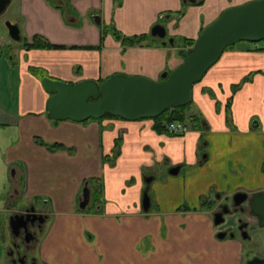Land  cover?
<instances>
[{"label":"crops","instance_id":"0c3cea01","mask_svg":"<svg viewBox=\"0 0 264 264\" xmlns=\"http://www.w3.org/2000/svg\"><path fill=\"white\" fill-rule=\"evenodd\" d=\"M252 1L10 0L6 18L21 40H0V217L34 207L45 218L35 264H243L245 243L219 239L211 217L237 193L264 192V41L223 52L193 87L187 115L200 126L178 136L158 133L152 119L52 121L42 78L160 81L190 49L178 42ZM156 25L165 39L151 36ZM112 26L148 41L125 46ZM36 37L63 48L26 49ZM7 255L1 264H18Z\"/></svg>","mask_w":264,"mask_h":264},{"label":"water","instance_id":"95a60500","mask_svg":"<svg viewBox=\"0 0 264 264\" xmlns=\"http://www.w3.org/2000/svg\"><path fill=\"white\" fill-rule=\"evenodd\" d=\"M193 1V0H191ZM10 0H0V15L4 13ZM97 25L101 24L99 15L91 18ZM9 36L20 41L17 25L5 23ZM155 39H165L166 30L156 25L151 30ZM264 41V0L224 10L219 17L207 26L191 50L182 53L183 63L171 73L165 71L160 81H152L141 76L115 74L102 84L88 80L70 84L48 77L42 78V85L50 95L47 101V116L52 121H72L83 123L88 120H99L105 115L134 122L155 119L168 109L189 105L193 99V87L199 83L207 71L217 63L223 52L239 42L257 44ZM173 45V39H168ZM178 167L169 172L176 175ZM152 178H147L149 184ZM81 208L89 203V190L83 192ZM247 200V194L237 193L232 201L236 206ZM150 199L147 191L143 194V206L147 210ZM249 206L264 227V192L256 193L249 200ZM221 213L215 214V225L223 222ZM38 221L43 224L45 218L35 212V208L25 214H16L9 219V229L13 236L24 234V241L29 243L34 236L28 231L29 225ZM226 235L220 233L219 239ZM248 264H264V259H254Z\"/></svg>","mask_w":264,"mask_h":264},{"label":"flooded vegetation","instance_id":"af4514ba","mask_svg":"<svg viewBox=\"0 0 264 264\" xmlns=\"http://www.w3.org/2000/svg\"><path fill=\"white\" fill-rule=\"evenodd\" d=\"M251 197H253V195L247 194V200L242 202L238 206H236L231 199V204H227V203L220 204L215 209V211L212 213V217H211L213 224L215 223L214 221H215V214L216 213H221V215L224 219L220 225L216 226L214 224L218 228L217 236L220 233H224L226 236H228L230 238H234V239L238 238L243 243H246L247 241L249 242L250 240H252L251 232L255 233V231H261L262 235L264 236V227H261L259 225V220L253 214V212L249 206V200L251 199ZM211 204L212 203H208L207 205L210 206ZM25 212L21 213V214H25ZM36 213L38 215H42L39 212H36ZM12 216H14V215H12ZM243 218H247V219H243ZM35 225H37V227L40 228V223L38 221H36L33 224H30L29 228H28V231L34 237H35V235H34V233L31 232V230L33 229V227ZM249 230H251V232ZM21 234L23 235V240H24V234L23 233H21ZM16 243L17 242L14 241L13 245H14V247L18 248L19 244L17 245ZM24 243H26V242L24 241ZM21 245H23V243ZM255 253L252 254L253 255L252 258H248L246 256L247 259L243 262V264H248L249 262H251L254 259H264V258L260 257V255L257 253V251ZM12 255H13V252L11 250H9L8 256H12ZM12 261L14 263H18V264H26V253L19 254L17 260L13 259ZM31 264H35V260L33 258L31 259Z\"/></svg>","mask_w":264,"mask_h":264},{"label":"rangeland","instance_id":"374dc122","mask_svg":"<svg viewBox=\"0 0 264 264\" xmlns=\"http://www.w3.org/2000/svg\"><path fill=\"white\" fill-rule=\"evenodd\" d=\"M57 2H58L57 4H59V5L62 4L61 0H57ZM61 6L65 8L64 5H61ZM5 13L6 12L4 11V13L0 15V40H4V41L9 42V43H14V40H12L11 37L9 36L7 27L5 26V23L8 21L6 18L7 15ZM91 18H92V16H91ZM178 45L180 46V49L185 47V45H183V43H181V42H178L176 47ZM187 114H188V111H187ZM227 204H231V200L227 201ZM22 205H20V208L24 207V204H22ZM20 211H22V210H19V212ZM17 214H19V213H17ZM243 219H247V218H243ZM8 221H9V219H7L6 217L4 219H3V216L0 217V258L2 259V260L0 259V264L3 261L4 255H6V253L8 254L9 250H11L13 252L12 256L14 257L15 260H17L19 254L26 253V264H31V259L34 257V249H33L34 244H35L37 237L39 236V234L43 230V224L44 223L40 224V228H38L37 225H35L33 227V229L31 230V232L34 233V235H35L34 239L32 241H30L29 243H24L22 234H20V236H18V237H15V236L13 237V235L10 232V229H7V227H5V225H7V223H8ZM8 230H9V234H8ZM249 231L251 232V230H249ZM251 237H252V242L247 241L245 243V248H246L245 252L247 253V257L252 258L253 257L252 254L257 251V253L260 255V257L264 258V236L262 235L261 231H255V233L251 232ZM12 241L17 242L16 243L17 245L19 244L18 248L14 247ZM22 243H23V245H21ZM7 264H9V263L7 262Z\"/></svg>","mask_w":264,"mask_h":264},{"label":"trees","instance_id":"16d2710c","mask_svg":"<svg viewBox=\"0 0 264 264\" xmlns=\"http://www.w3.org/2000/svg\"><path fill=\"white\" fill-rule=\"evenodd\" d=\"M48 1L52 3L53 5L55 4L57 6V0H48ZM109 30H112L111 32L114 35V37H116L117 40L121 41V43L125 46L141 45V44H144L146 41H148L147 35L135 36V37H125L119 34L118 32H116L113 26ZM195 42L196 41H193V40H184L183 45L189 46V48H191L194 46ZM25 48L26 49H59L63 47L51 45L49 42H47L43 38L36 37L32 44H25ZM191 104L192 102L189 105H186L184 107L168 109L162 115L153 119L155 122V130L158 133H166V134L168 133L169 134L167 127L168 125L173 124V123H184V124H187L188 126L199 127L200 120L198 118L189 117L188 115H186ZM105 117L119 119L111 115H105L103 118ZM38 142L41 144L40 140ZM50 148H62V147L58 145H53V146H50Z\"/></svg>","mask_w":264,"mask_h":264},{"label":"built area","instance_id":"2783aa9c","mask_svg":"<svg viewBox=\"0 0 264 264\" xmlns=\"http://www.w3.org/2000/svg\"><path fill=\"white\" fill-rule=\"evenodd\" d=\"M167 130L169 134L178 136L187 132V126L184 123H173L168 125Z\"/></svg>","mask_w":264,"mask_h":264}]
</instances>
